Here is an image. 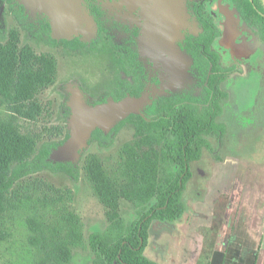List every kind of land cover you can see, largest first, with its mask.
Segmentation results:
<instances>
[{
	"label": "rangeland",
	"instance_id": "1",
	"mask_svg": "<svg viewBox=\"0 0 264 264\" xmlns=\"http://www.w3.org/2000/svg\"><path fill=\"white\" fill-rule=\"evenodd\" d=\"M17 2L25 6L27 21L37 22L38 28L22 25L9 4L0 0V42L5 43L10 31L16 29L19 47L28 44L36 54L51 53L57 58V77L54 84L38 94L42 112L36 119L16 115L1 97L0 108L5 117L16 115L18 128L36 138L37 149L44 142L60 140L68 134L52 159L71 161L78 166L80 177L75 180L65 173L44 170L14 187L19 195L31 196L38 220L45 221V234L38 246H31V230L24 223L29 211L19 208L7 212L0 228H7L12 236L0 247V264H12L13 250L27 253L29 247L32 254H28V264L44 261L51 264L53 242H62L72 232L73 224L79 235L73 237L76 245L68 244L69 264H92L89 236L105 229L110 220L107 207L86 178L84 161L89 153H97L105 166L111 168L117 163L124 143L133 139L134 128L124 126L111 145L101 146L97 141L90 142L88 133H77L78 122L88 107L120 103L121 111L112 116L115 119L111 117L101 127L108 131L118 119L144 107L158 95L193 91L196 81L189 72L191 57L178 43L185 30L197 34L200 26L192 22L190 15V21L187 20V0H168L167 9L164 2L162 6L159 1L149 0L148 5L164 20L160 25L152 24L148 9L136 7L135 1L81 0L90 15L89 24L82 27L74 24L72 30L70 26L54 25L58 33L52 34L55 39L78 36L87 43V49L73 51L49 44L46 32L40 28L44 13L22 0ZM93 4L101 9L95 16L89 10ZM215 8H219L218 4ZM214 14L218 20H224L219 22L221 34L213 46L221 56V66L229 72L221 82L226 98L218 117L225 128L222 139L210 137L212 149H205L201 160L192 164L193 175L184 192L186 211L170 224L173 236L163 234V257L167 264H207L209 254L213 257L217 251L218 264H226L222 260L229 251L235 261L227 264H264V41L252 33L234 7L221 8ZM149 29H154L153 37ZM39 30L43 37L35 35ZM115 44L139 50L150 76L142 97L115 101L118 77H126L115 60ZM154 77L160 79V84L153 81ZM102 99L107 102L97 104ZM37 197H47L49 203L43 207ZM134 211L131 201L120 199L117 212L121 217L129 222ZM167 244L175 248H168Z\"/></svg>",
	"mask_w": 264,
	"mask_h": 264
},
{
	"label": "trees",
	"instance_id": "2",
	"mask_svg": "<svg viewBox=\"0 0 264 264\" xmlns=\"http://www.w3.org/2000/svg\"><path fill=\"white\" fill-rule=\"evenodd\" d=\"M4 1L22 25L36 28L35 24L27 21L23 4L17 0ZM229 1L264 40L262 0ZM187 4L201 25L199 34L186 33L179 43L192 59L190 72L196 80L193 91L159 95L139 110L128 113L108 131L101 127L91 131L90 142L109 146L124 126L134 128L133 139L124 143L117 163L111 168L105 166L97 153H89L84 161L86 178L107 207L106 214L110 220L105 229L89 236L92 264H159L142 253L150 222L153 219L175 221L182 218L186 211V183L193 175L192 164L201 160L205 149H212L210 137L222 139L225 125L218 117L226 93L221 82L229 72L221 66L220 55L213 46L219 30L215 17L203 11L202 1ZM93 9L96 10V6ZM41 23V30L47 34L45 40L53 47L62 46L73 51L87 49V43L78 37L52 38L48 20H41ZM100 29L101 32L104 30L103 27ZM41 30L35 31L37 37H43ZM19 38V32L12 29L8 40L0 42V97L16 115L36 119L42 112L37 96L55 83L58 61L51 53L36 54L28 44L19 47ZM94 42L98 43V40ZM115 48L118 67L126 75L125 78L118 77L115 101L141 97L148 75L139 60V52L119 44H115ZM15 114L5 117L0 108V225L4 223L7 212L19 208L28 210L24 223L31 230L29 243L38 246L45 234V221L42 218L38 220L31 196L27 193L19 195L14 187L21 180L44 170L65 173L78 180L80 170L71 161L52 159L53 152L64 145L68 134L63 139L44 142L37 149L36 138L18 128ZM68 114H71L70 109ZM121 198L131 201L135 207L129 222L117 212ZM36 200L43 207L49 203L47 197H37ZM69 218L72 223L73 219ZM73 227L62 242H53L49 254L51 264L70 263L68 244L76 245L73 237L79 235L75 224ZM11 236L7 228H0V247ZM29 248L27 253L13 250L10 263L28 264V254H32ZM210 260L209 254L207 264Z\"/></svg>",
	"mask_w": 264,
	"mask_h": 264
},
{
	"label": "crops",
	"instance_id": "3",
	"mask_svg": "<svg viewBox=\"0 0 264 264\" xmlns=\"http://www.w3.org/2000/svg\"><path fill=\"white\" fill-rule=\"evenodd\" d=\"M130 1H135L137 5L136 7H142L145 10L148 9V14L151 17V19H153V21L151 22L152 24L160 25L161 23H163L164 20L161 19L158 11L154 9L152 6L148 5L149 0H130ZM156 1H159L163 6L164 0H154L153 3H156ZM22 2L31 8H37L38 10H40L41 13H44L49 17V19L51 20V24L53 26L52 27L53 35H55V31H57L54 25L58 26L60 24V26H64L62 28H66L70 26L69 29L72 30L71 26H73L74 24L80 25L81 27L84 24H89L90 15L87 13L81 0H44V2H41V0H39L38 2H35L36 4L31 3L29 0H22ZM188 16L189 14L187 11V20H189ZM153 30L152 29L148 30V33L151 35V37H153L154 35ZM176 221L177 220L162 221L158 219H153L150 222L146 232L145 243L142 250V253L146 257L159 264H167L166 258L163 257L164 241L162 239V236L164 233H169L170 235H172L173 230L171 229L170 224ZM167 247L168 248L170 247L171 249L172 247L175 248V246H172L170 244H167ZM226 255H228V257L223 258L222 262H226L227 264L228 262L233 263L235 261L234 254L232 252L227 251ZM210 264H218L217 251H215L213 257H211Z\"/></svg>",
	"mask_w": 264,
	"mask_h": 264
},
{
	"label": "flooded vegetation",
	"instance_id": "4",
	"mask_svg": "<svg viewBox=\"0 0 264 264\" xmlns=\"http://www.w3.org/2000/svg\"><path fill=\"white\" fill-rule=\"evenodd\" d=\"M200 1H202L203 3H204V9H203V11L204 12H207V13H209V14H212L214 17H215V21H216V25H217V27H218V30H219V33L217 34V36H219L220 34H221V30H220V28H219V22L220 21H224V20H218L219 18H217L216 16H215V14L214 13H217V11L220 9V11H221V8H225L226 10H229V9H231V6L232 7H234L235 9H236V7L229 1V0H187V3H194V2H200ZM251 2H253V0H250ZM262 3H263V0H262ZM216 4H218V7L219 8H215V10L213 9V7L216 5ZM263 5H264V3H263ZM93 6H96V10L95 9H93ZM89 9V8H88ZM89 10H91L90 12H91V14L93 15V16H95L97 13H101L100 11H101V9L96 5V4H93L91 7H90V9ZM237 10V9H236ZM187 11H188V14L190 15V17H191V20H192V22L193 23H198V25L200 26V30L198 31V33L197 34H199L200 32H201V25H200V23L197 21V19L195 18V15L193 14V11H192V9H190V7H188V4H187ZM238 11V10H237ZM239 12V11H238ZM230 13H231V11H230ZM240 14V13H239ZM261 14L262 15H264V13H262L261 12ZM45 15V16H44ZM42 14L41 15V19L42 20H45V19H47L48 20V22L50 23V25H51V22H50V19H49V17L46 15V14ZM223 15V14H222ZM241 15V14H240ZM222 17V16H221ZM224 17L225 18H227V16L226 15H224ZM242 17V16H241ZM28 18V17H27ZM243 19V18H242ZM244 20V19H243ZM228 21V20H227ZM245 21V20H244ZM31 23H33V22H31ZM225 23H226V21H225ZM33 24H35L36 25V27H37V22H34ZM42 24V23H41ZM138 26V25H137ZM102 27V26H101ZM104 28V27H103ZM251 28V30H252V33H254V34H257L258 36H260V34H259V32L253 27V26H251L250 27ZM186 33H190V34H193L192 32H189V31H186L185 30V32H184V36H185V34ZM139 34V26H138V28L137 29H135V35L137 36ZM197 34H193V35H197ZM50 35H51V37H52V25H51V30H50ZM184 36H183V38H184ZM216 36V37H217ZM76 37H78V36H75V37H72V38H76ZM53 38V37H52ZM72 38H66V39H72ZM81 41H83L80 37H78ZM183 38H182V40H183ZM60 39H62V38H60ZM60 39H56V40H60ZM260 39L262 40V41H264L261 37H260ZM181 40V41H182ZM180 41V42H181ZM83 42H85V41H83ZM179 42V43H180ZM86 43V42H85ZM178 43V44H179ZM120 45V44H119ZM121 46H123L124 48H126V47H133V46H124V45H121ZM134 49H136L138 52H139V50L137 49V48H135V47H133ZM215 49V48H214ZM183 50V49H182ZM185 51V50H184ZM217 51V50H216ZM218 52V51H217ZM219 53V52H218ZM189 54V53H188ZM190 55V54H189ZM220 55V54H219ZM191 57V56H190ZM116 60V59H115ZM139 60L142 62V59H141V56H140V53H139ZM143 63V62H142ZM191 63H192V59H191ZM220 64H221V56H220ZM118 65V64H117ZM143 65H144V63H143ZM237 65H240V62H239V64H237ZM145 66V65H144ZM119 68V67H118ZM145 68H146V66H145ZM190 68H191V66H190ZM239 72H240V70H239V68H237V67H235ZM120 70V69H119ZM120 72H122L121 70H120ZM146 72H147V75H148V77H147V82H148V78H150V76H149V72H148V70L146 69ZM190 72V71H189ZM123 73V72H122ZM191 73V72H190ZM124 74V73H123ZM191 75H192V73H191ZM192 77L194 78V76L192 75ZM123 78H125V77H123ZM129 79H130V77H128ZM195 79V78H194ZM153 81L154 82H156V84H160V79L158 78V77H154L153 78ZM194 81H196V80H194ZM147 82H146V86H145V88H144V91L146 90V87H147ZM119 87V85L117 86V88ZM144 91H143V94H144ZM167 92H180V91H167ZM166 92V93H167ZM165 93V94H166ZM142 94V95H143ZM163 95V94H162ZM159 96V95H158ZM142 97V96H141ZM157 97V96H156ZM155 98V97H154ZM153 99V98H152ZM107 101V99H102V100H100L99 102H97V104L98 103H101V102H103V101Z\"/></svg>",
	"mask_w": 264,
	"mask_h": 264
},
{
	"label": "water",
	"instance_id": "5",
	"mask_svg": "<svg viewBox=\"0 0 264 264\" xmlns=\"http://www.w3.org/2000/svg\"><path fill=\"white\" fill-rule=\"evenodd\" d=\"M29 1L31 3H35V2H38L39 0H29ZM41 2H44V0H41ZM164 4H165L166 9H167L168 8V0H164ZM119 104H112V105L111 104H105V105H101V106H97V107L86 108L83 112L82 118L78 122L77 128H79V129L77 130V133L80 134V132H84V133H88V135H90L91 131L94 128L105 126L113 115L115 116L116 113L121 111V108L118 106ZM113 119H115V118H113ZM120 119H118L117 121H119Z\"/></svg>",
	"mask_w": 264,
	"mask_h": 264
}]
</instances>
